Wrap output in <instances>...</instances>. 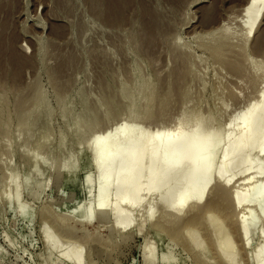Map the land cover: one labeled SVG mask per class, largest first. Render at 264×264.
I'll list each match as a JSON object with an SVG mask.
<instances>
[{"label":"rangeland","instance_id":"374dc122","mask_svg":"<svg viewBox=\"0 0 264 264\" xmlns=\"http://www.w3.org/2000/svg\"><path fill=\"white\" fill-rule=\"evenodd\" d=\"M246 1L184 0L180 8L174 9L168 0H151L152 9L159 12L156 18L159 20L157 33L160 45L157 51L148 54L138 41L142 30L140 5L129 11L133 15L119 29L112 25L110 27L100 19L86 0H68L69 7L60 3L59 6L58 0H0L1 22L8 25L10 34L17 35L16 44L20 54L35 62L27 64L23 70L24 79L20 83L23 87L0 79V95L6 92L10 105L3 107L14 111L20 109L25 100L22 110L30 111L31 108L39 111L26 123L14 115L11 118L12 133L9 135H4L0 129V191L8 189L6 196L0 200V264H166L162 261L164 256H170V264H226L221 262L223 256L216 252L220 246H226L236 253V264H258L261 259L259 247L264 241V222L257 211L256 198L235 203L231 197L240 187L248 188L247 185L243 186L246 183L264 182V178L252 176L253 171L235 176L225 187L224 179L214 174L210 178L208 176L206 196L195 204L196 211L193 213L186 210L194 205L193 199L178 214L165 207L156 196L143 195L142 203L134 208L121 204V208L130 214V219L121 226H116L115 210L110 212L107 221L97 218L84 220L81 217L82 213L102 199L95 190L106 169L96 172L89 163L93 155L89 141L98 130L104 131L112 123L116 125L123 117L126 118L123 125L139 124L135 133H145L148 129L166 132L183 120L189 130L199 110L204 116L201 131H206L212 119L216 118L212 123L214 126L224 119H237L247 115L249 106L258 102L264 91V57L262 52L253 49V43L255 37L264 35V17L249 42L236 37L235 20L237 17V20L240 19V9ZM7 11L11 12L10 15ZM213 15L215 19L210 18ZM80 21L84 23L81 25ZM60 27L65 28V34H56V28ZM167 27L170 30L166 31ZM57 54H60L59 57ZM67 54L76 55V64L71 65L72 69L69 66L71 72L67 69L63 72L68 71L64 74L66 76L59 75L56 67L61 64L67 66L63 61V58L69 57ZM57 58H60L59 61ZM135 68L149 82L141 84L145 91L137 92L139 100L133 109H129L135 92L132 84V69ZM183 68L184 71H181ZM103 81L107 83L103 84ZM106 85L117 94L121 91L127 93L117 115L111 113L115 117L111 116L110 123L87 137L57 147L59 134L70 131V111L67 109L62 113L63 104L72 106L76 111L86 104L90 107L95 102L99 104L109 93ZM14 87L13 94L10 90ZM151 90L154 99L146 112V92ZM17 96L22 100L20 105ZM44 136L46 141L40 144ZM33 151L40 161L28 177L34 183L24 186L25 172L30 168ZM52 151L56 153V160L47 161ZM258 159L259 156L254 155L253 161ZM221 161L222 157L218 154L213 166L218 167ZM72 166H76L74 181L63 175L64 170ZM14 169L19 172L15 184L19 182L23 187L20 205H27L28 214L33 213L32 217L23 215L19 205H9L14 196ZM57 169L58 178L53 180ZM90 170V185L94 190L91 197L87 196L84 181L85 173ZM230 174L233 173L225 170L226 176ZM117 175L118 172L115 178ZM37 185L41 189H37ZM163 186L167 188L171 182L166 179ZM173 195L178 198L182 192L176 188ZM115 196L116 187L112 184L108 192L112 204ZM219 200L222 207H214ZM205 208H210L211 211H207L215 219L211 227L207 224L208 228L195 227L198 243L204 250L200 253L191 250L186 240H175L173 229L183 224L187 227L188 219L195 212L203 217ZM250 210L254 211L258 225L248 237H244L237 220L243 218L244 222H250L247 219ZM55 219L60 221L55 223ZM183 219L188 221L184 222ZM214 230L217 233L211 235ZM159 235L162 241L158 239ZM225 237H228L227 242L224 241ZM54 241L59 244L58 251L51 249ZM150 243H154L152 252L156 262H151L146 250ZM66 245H79L83 254L79 262L72 259L56 261L61 248ZM227 255L230 253L224 256Z\"/></svg>","mask_w":264,"mask_h":264},{"label":"bare ground","instance_id":"6f19581e","mask_svg":"<svg viewBox=\"0 0 264 264\" xmlns=\"http://www.w3.org/2000/svg\"><path fill=\"white\" fill-rule=\"evenodd\" d=\"M86 1L88 4L90 3L91 10L93 12H96L97 16L100 15L98 16L100 19L102 18L106 24L110 25V27L115 26L119 29L124 23H127L130 20L131 15H133L132 12L129 11L135 10V8H139L140 5L142 10H140L142 18V30L139 36V39L141 41H138L140 42V44H142L139 45L143 47L144 52L148 54H153L156 48H158V46L160 45L158 42L157 33L159 24V20L157 18L159 12L154 8L152 9L151 0ZM168 1L172 4L171 6L174 9H177L180 8L184 0ZM59 3L66 7L69 5L68 0H58V5L60 6ZM10 11H7L9 15L11 13ZM240 11V21L237 20V17V19L235 20L236 30L234 31V33L236 37L249 42L250 38L255 34L258 26L263 20L264 0H247ZM210 18L215 19V16L213 15ZM0 19L2 18L0 17ZM208 19L209 18H207V21ZM82 22L84 23V21H80L79 24H81ZM7 26L8 25H6L5 22H1L0 20V79H2L4 82L10 80L13 85L16 84L20 86V83H22L24 79V68H26L27 64L31 65L35 62L33 63L32 59H27L26 57H23L22 54H20L16 44V42L18 41L17 35L10 34V29H7ZM82 27L83 29L86 28V26H81V28ZM168 28L169 27L165 28V30H170ZM64 31L65 28L60 27L58 29L56 28L55 32L57 35H62L65 34ZM117 37H115V39ZM253 44V49L258 53L262 52L261 54L264 57V48L262 47V45L264 44V35L261 34L258 37H255ZM91 52L92 51H90V53ZM95 53H97L96 50ZM67 55H69L68 58H66L67 56L65 58L61 56L63 59H65L63 61L67 66L61 63H57L59 65L61 64L60 66L56 65V72L59 75H64L68 71H70L68 69H70L74 61L77 60L75 57L76 55ZM101 56H103V54L99 57ZM75 64L76 63H74V66ZM66 69L68 71L63 73ZM181 71H184V68L181 69ZM139 73V69H132V84L134 85L135 92L133 95V99L131 100L132 103L130 104L129 109H133L135 107V104L139 100V98L137 97V92L141 93L145 91V89L142 88L141 84L149 82V79L141 77ZM107 78L105 77V79ZM102 83L106 84L107 82L103 81ZM3 85L6 86V83H4ZM13 85L11 86V88L13 87ZM23 86L24 85L20 87ZM15 88L16 87H14L12 90H9L13 92ZM106 89L109 91V93H107V98H103L104 100L100 101H103L102 104L99 102V104L97 103V105L95 104V102L94 105H97L96 107L92 104V107H94L93 110L91 109L92 107H90L88 104L77 111L73 109L72 106L63 104V110L61 108V112L63 113V111H66L67 109L70 111L68 116L70 122V131L69 133L61 132L59 134L57 147H63L71 140H77L87 137L90 133L96 132L100 127H103V125L107 126V123H110L109 121L112 120L111 116L115 117V115H117V112H119L120 109V105L123 104V101L127 97V93L125 91H121L117 94L112 88H109L108 86ZM152 91L153 90L146 92L147 97L144 96V100L145 97L147 98V103L144 108L146 112L150 109L149 104L153 102ZM14 93L15 92H13V94ZM6 96V92L0 95V129H2V133L4 135H9L12 133L13 128L11 126V118L14 115L19 116L22 122L26 123L35 113H39V111H37V109L31 110V106H28L30 108V111H27V109H25L26 107H24L26 111L22 110V104L23 106L25 105L24 99V101L21 100L23 103L21 104V106H19L20 109H16L13 111L8 107H3L10 106L8 105L9 101ZM18 100V104L21 103L20 98ZM14 102L13 104H16ZM28 102H25L26 105L29 104ZM199 112V110L196 111L194 125L191 127V129L189 128V130H187L188 124H186V121L183 120L177 122L176 125L174 124L175 126L173 125L174 127L172 129L170 128L171 130H168L166 132L153 131L151 129H148L145 131V133H135L138 132L137 128L139 124L123 125V122L126 119L125 117L121 118L116 123V125H113V123L108 125L110 127L104 131H101L102 129L98 130L96 132L97 134L89 141L90 149L93 152L92 158L89 160V163L92 166L93 170H95L96 172H102L103 169H106L101 182L95 190V192L99 193L102 199L93 204L84 213H82V219L91 220L97 218L100 221H107L110 212L115 210L117 215L115 219L116 226H121L125 222L127 223V221L130 219V214L121 208V204L125 203L131 208H134L142 203L143 195L156 196L162 201L165 207L172 209V211H175L178 214L182 213L185 210L188 202L193 199L195 200L194 205H191V208L186 209L188 211L187 213H193L194 211H196L194 207H196V205L200 203L206 196V192L209 186L208 180L211 174L216 175L220 179H224L223 186H228V184L232 181L233 178H235V176L242 174L244 175V173L248 171H253V174L251 175H256L254 176L255 178L257 176V178H264V91L259 96L258 102L253 103L249 106V112L247 113V115L240 116L237 119H224L215 125H218L217 127H219V129L217 127L215 128L214 124H212L216 121L215 118L210 121L211 126L209 125L210 127H208L206 131H201V128L204 125V116ZM111 113H114L115 115H112ZM40 114H42V112ZM45 141L46 139L44 136L39 143L42 144ZM30 152L31 151H29V153ZM218 154L221 155L222 161L218 165V167H214V161L216 160ZM256 154L259 156V159L254 162L253 157ZM55 155L56 153L52 151L47 161L56 160ZM39 161L40 160L36 156V152L33 151L30 155V168L25 172L26 183L24 184V186H32V183H34L33 181L28 180V177H30V175L33 173L37 166L36 164ZM225 170H229L233 174L226 176ZM116 172H118V175L115 178ZM58 174L59 170L57 169L52 179L56 180L58 178ZM75 174L76 166H72L64 170L63 172V175L65 177H68L71 181L75 180ZM18 175V170L14 169L12 171V177L15 179L13 183L14 196L10 199L9 205H19V208L23 215L32 217L33 213L28 214L29 208H27V205H20L19 199L23 187L20 186L19 182L15 184L16 180H18ZM185 176H187V178ZM225 176L226 178H224ZM91 179L92 171L90 170L87 171L84 175L87 196L89 197H91L94 193V190L90 185ZM166 179L171 182V186H166L167 188H164L163 181ZM245 180L246 179H244L243 181ZM112 184L116 187V196L113 199L114 204H112L111 200L108 199V192ZM246 185L248 186V188L240 187L237 191H234V194L231 195L232 201L235 203H240L249 201L250 197L256 198V208L257 211L261 213V218H263L262 220L264 222V182L259 184L246 183L243 186ZM36 188L41 189V186L37 185ZM176 188H179V190H181V197L174 198L173 192ZM7 190L8 189H3L0 191V200H2L6 196ZM219 202L221 201L219 200ZM219 202L217 205L215 204L214 207H222V202ZM207 209L211 211L210 208H205L206 211L204 210L203 214V217L205 216L204 218L195 212L194 214H192L194 215L193 217H191L190 219H188L189 217L187 218L189 220H187L188 222L183 219L184 222H187V227L185 224V228L183 224L179 226H183L185 228L184 229L182 227L184 230L182 228V230L179 229L180 227L178 226V230H175V228L173 229L175 240H186L191 250H198L200 253H203L204 250L200 248L202 246H200L198 243L199 236L195 227L202 228L205 226L207 227V225L211 227V224L214 222L215 218L209 211H207ZM236 218L238 219V217ZM247 219L250 222H244L243 218L237 220L240 225V233L244 237H248L251 234L252 230L255 229L258 225L257 217L254 211L250 210L248 212ZM54 221L55 223H58L60 220L55 219ZM68 232L69 230L67 231V233ZM216 233L217 232L214 230L213 232H211V235H215ZM158 239L162 241V237L160 235L158 236ZM224 241L227 242L228 237H225ZM153 245L154 243L148 244L146 246V250L149 251L151 262H156V259L153 257L152 252L155 248ZM73 246L75 245H66L65 247L61 248L56 261L72 259L73 261L79 262L83 257L82 249L78 247L79 245L77 247ZM51 249L58 251L60 249L59 244L54 241L52 243ZM259 250L261 251V259L258 261V264H264V241L259 247ZM216 252L221 257L223 256V260L221 259V262H224L226 264H236V253L232 252V250H230L226 246L217 247ZM226 253H230V255L224 256L226 255ZM0 257H2L1 251ZM162 261L166 264H170V256H164L162 258Z\"/></svg>","mask_w":264,"mask_h":264}]
</instances>
